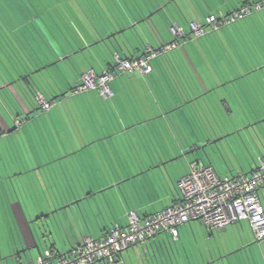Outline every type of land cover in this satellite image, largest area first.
<instances>
[{
    "label": "crops",
    "instance_id": "1",
    "mask_svg": "<svg viewBox=\"0 0 264 264\" xmlns=\"http://www.w3.org/2000/svg\"><path fill=\"white\" fill-rule=\"evenodd\" d=\"M233 1V7L219 0L214 10L201 8L196 12L191 6L186 13L177 10V16L171 18V26L178 25L186 33L191 22L203 23L211 14L227 15L246 0ZM263 13L253 15L245 26L241 24L220 35L195 41L197 45L191 40L194 35L190 28L182 44L183 50L178 53L172 49L163 53L167 55L155 58L151 73L143 74L137 70L121 75L123 72H118L110 82L112 95L108 98H103L97 90L72 92L78 79L73 66L84 64V55H93L88 49L102 42L100 37L96 43L90 41L80 47L70 44L68 50L66 44L60 45L58 41L56 45L63 48L62 58H69L74 53L80 55L82 52V55L65 64L64 72L60 70L65 82L57 80L56 88L50 87L49 90L48 87L51 92L48 95L43 92L50 82L47 77L42 91L38 85L40 82L44 87L42 79L35 78L27 68L22 69L21 66H26L21 62L11 61L13 72L0 74V141L7 140L11 134H19L26 125L32 124L33 114L39 109L36 104L38 92L48 100L57 96L54 101L61 103L55 116H51V125L40 128L42 137L34 138L39 135L35 127L27 132L28 137L12 140L21 148L15 147L11 153L5 148L2 152L0 150V235L13 242L10 244L11 250L13 247L11 256L18 257L17 264L35 263L37 259L34 258L47 249L55 254L67 253L87 237L100 238L115 225L127 226L130 210L144 218L178 201L181 197L178 180L188 174L190 162L203 160L199 153L206 152V146L213 142L214 135L206 130L226 126L230 133L222 134V138L239 134L241 141L238 143H251L256 146V152L264 156V127L257 129L259 123H264V24L263 21L260 25L257 22V17L264 18ZM3 14L4 17L11 16L6 12ZM152 15L145 14L142 19L137 16L138 20L129 18L127 24L121 22L119 32L135 27ZM18 31L19 26L0 24V45H7L15 53L19 49L16 41L20 43L21 40L13 34ZM140 31L142 37L138 43L132 44V38L129 43L125 42L124 48L119 41L112 43L113 53L99 58L103 72L113 68L112 55L116 52L124 57L132 56L142 54L149 47L159 48L169 43H163L165 32L162 29L159 34L151 33L150 36L144 29ZM240 31L243 37L238 35L233 46L227 34ZM244 32L253 37L245 39ZM185 44L191 47L187 48ZM247 46L256 49L253 57L247 58ZM56 63L42 62L34 70L38 72ZM247 64L253 66L252 73L244 69ZM220 65H236L238 69L237 72L231 69L226 74L224 70L223 74H218L213 66ZM231 82L236 85H230ZM215 111L228 114L225 116L226 125L216 121ZM5 112L18 113L15 118L25 114L28 119L24 127L12 128L10 117L3 116ZM234 112L257 116H235L236 122L232 118ZM54 137L60 145L55 155L51 148L56 140ZM36 145L41 147L37 150ZM203 145H206L204 149L188 153ZM178 158L182 159L181 164L170 165ZM244 160L248 165L239 162L240 167L235 168V172L229 170L231 174L221 171L212 160L202 162L213 165L221 176H233L255 169L254 158L251 160L247 156ZM56 161L61 164L54 165ZM109 191L114 192L109 194ZM59 193L61 195L56 196ZM99 194L104 195V201ZM191 221L190 234L181 235L179 230L177 240L168 232H160L138 244L137 252L134 249L128 252L131 260L128 264H154L150 258L153 256L151 252L155 254L153 242L166 246L174 242V255L169 254L170 259L165 256L169 264H187L181 261L180 244H183L188 264H232L231 259L235 264H241L239 254L258 241L251 225L247 223V230L243 221L235 223L236 229L226 226L217 229L222 230L220 232L209 230L210 233L200 220L195 224ZM188 242L197 244L196 252ZM161 247L164 249L162 244ZM255 247L252 256L247 257H251L254 264H264V240ZM232 255L234 257L230 258ZM121 259H124L123 252L114 264Z\"/></svg>",
    "mask_w": 264,
    "mask_h": 264
},
{
    "label": "rangeland",
    "instance_id": "2",
    "mask_svg": "<svg viewBox=\"0 0 264 264\" xmlns=\"http://www.w3.org/2000/svg\"><path fill=\"white\" fill-rule=\"evenodd\" d=\"M225 2H228L227 6L233 7V4L235 2L233 0H223ZM219 0H0V24H9L14 26H19L20 31H18L16 34L13 35L15 37H18L21 42L16 41V45L18 46V50L14 53L7 45H0V62L3 65H0V74L6 75L8 73L13 72L12 66H10L11 61L14 62H21L26 67L21 66V68H27L28 72H32L33 75H35V78L42 79L44 82V87L41 85L40 82H38V85L42 87V91L45 88V83L47 79L50 80V82H47V89L45 88V91H43L45 94H49L51 92H48L50 87L57 86V80H63V83L65 82L61 71L64 72V69H66V63L71 62L75 60L77 57H80V55L74 53L69 58H62L63 54V43L66 44L67 47L71 48V45L74 47H80L81 44H87L90 41H93L96 43L98 41L99 37L102 39L99 44H94L90 49L92 54L91 56L84 55L85 57V63L82 65H75L73 66L74 71L76 75H78V79L76 80L73 87H75L78 81L81 80L82 75L84 72H87L89 70H93L94 72L101 74L103 70L99 67V58L102 56H107L108 53H113L112 43H121L122 47L124 48L125 42L129 43V39L132 38L133 42H139V38L142 37L141 35V29H144L149 36L151 33H158L159 29L164 30V39L165 42H172L173 40H177L178 44L174 47L172 52H181L183 50L182 44L185 43L186 37H179L178 39L175 38V35L172 31V23L171 18H174L177 16V10H181L184 13H186L190 6L195 9L196 12H198L199 9H203L204 11L207 10H214L215 4L218 3ZM165 5V6H164ZM164 6V7H162ZM225 6V7H227ZM162 8L160 11L159 8ZM5 10V11H2ZM158 10V11H157ZM7 13L11 16H5L3 13ZM264 12V6L261 9H254L252 10L248 15L244 16L243 18L227 23V24H221L218 28L212 29L211 27H207V31L202 36H199L198 38L193 36L192 41L194 45H197L195 41H198L201 39L203 40L204 37H214L217 35H220V33H224L226 29L229 28H237L238 25L245 26L246 22H248L249 18H251L253 15H259L260 13ZM17 13V14H16ZM151 13H154L153 15ZM140 14H148L152 15L146 19V21L139 22L135 27L133 28H127L123 32H119L121 30L120 25L121 22H124V24H127V21L129 18L132 20L135 19V17L140 16ZM179 15V14H178ZM222 16V15H219ZM264 16V13L263 15ZM258 25L262 23L264 24V18L260 19L257 17ZM252 21V19H251ZM205 23V22H203ZM202 23V24H203ZM164 25V26H161ZM241 28V27H240ZM239 28V29H240ZM116 29V30H115ZM238 29V30H239ZM118 32H115L117 31ZM241 30V29H240ZM187 31H190V25L186 28ZM117 33L115 36H112L111 38H108L112 34ZM233 41V46L236 44V38L239 35L240 37H243V32H234L233 34H227ZM1 36V34H0ZM140 36V37H139ZM103 37H107L106 39H103ZM127 37V38H126ZM253 37L252 34L245 33L244 32V38L245 39H251ZM50 39L53 40L50 42ZM98 39V40H96ZM62 40V41H61ZM189 40V41H191ZM59 41L60 45H56ZM162 41V40H161ZM191 41V42H192ZM68 44V45H67ZM71 44V45H70ZM220 39H218V46L220 48V51L222 49V45H220ZM187 48L191 47L188 44H185ZM189 46V47H188ZM117 47H119L117 45ZM7 49V50H2ZM246 55L248 54V57H253L254 51H256L253 46L249 47L247 46ZM120 49V47H119ZM224 49V48H223ZM85 50V51H88ZM122 51V50H121ZM171 51V50H170ZM235 51V49H234ZM259 51V50H258ZM167 52V51H166ZM169 52V50H168ZM224 53L227 54V52L224 50ZM87 54V53H86ZM169 54V53H168ZM78 55V56H77ZM162 55V54H161ZM160 55V57H161ZM167 54H163L162 56H165ZM113 56V55H112ZM13 58V59H12ZM86 58V59H85ZM246 58V59H247ZM104 60V57L103 59ZM251 60V59H250ZM58 61V63H56ZM42 62L45 63H56L55 65H50L47 68H44L38 72H35L36 65L40 64ZM112 62H114V57H112ZM189 65V64H188ZM35 67V70H34ZM214 72H217L218 74L222 73L224 70V74L231 72H237L238 66L236 65H228V66H213ZM228 67V68H227ZM246 71L249 73L253 72V66L250 64L243 66ZM191 69V68H190ZM61 70V71H60ZM164 71L169 72L167 68H163ZM264 70V68H263ZM192 71V69H191ZM187 72V69L186 71ZM131 73L129 72H123L121 75H129ZM120 75V76H121ZM48 81V80H47ZM61 83V82H60ZM59 83V84H60ZM58 84V86H59ZM230 85H236L235 82H231ZM89 90H96V89H89ZM87 91V90H85ZM84 91H81V93ZM97 92H99L97 90ZM79 93V92H78ZM101 95V94H100ZM45 96V95H44ZM46 97V96H45ZM47 98V97H46ZM55 104L52 105V107L49 110H43L38 103V100L36 98V104H38L39 109L33 114L32 124L26 125L24 130H21L19 134H11L9 138H6L7 140H1L0 141V150L6 149L7 152L9 151L11 153V150L16 148H21L19 145H14L12 142L13 139L18 138H25L28 137L27 132H30L31 130L35 129V127L39 130V135L34 136V138L42 137L43 134L40 131V128L43 129L44 125H51V116L54 114L57 110L60 109L61 103L57 100L54 101ZM37 106V107H38ZM53 111V112H52ZM51 112V113H50ZM235 113V112H234ZM8 115V118L10 119V125L13 127H24V123H17L16 119L18 113H10L8 112L6 114L3 113V116ZM25 115V114H24ZM22 114L21 118L25 120V116ZM216 118V121L218 123L222 122L224 125L227 124L225 120V116L228 114H217L215 111V114H213ZM211 114V116H213ZM55 116V114H54ZM235 116H243V118H251L252 116L255 118L256 114H234V117L232 115V118H235ZM236 122H238L237 118H235ZM228 121H230L229 118H227ZM215 122V124L217 123ZM1 123V122H0ZM226 123V124H225ZM54 127L56 124L53 125ZM257 126V125H256ZM261 127H264V123H259L257 129H260ZM245 131V130H244ZM249 131V129H246V132ZM43 132V131H42ZM206 132H210V135H214L212 138L211 144L206 146V152L199 153L201 154L202 161L208 162L212 160L214 164L221 168V171L224 173H229V170H234L235 168H239L240 164L239 162L248 165L247 162H245V157L249 156L251 160L254 158L256 160V165L258 163L260 154L256 152V146L252 145L251 143H238L241 141L240 135H228L227 137L222 138V136L230 133V130L226 129L225 127L220 128L219 130L210 129L206 130ZM250 132V131H249ZM264 132V129L262 130ZM219 134V135H215ZM224 134V135H222ZM59 138V135L56 136ZM54 137V142L51 145L52 153L53 155L56 154V150L59 149V143H57V138ZM166 137V136H165ZM240 137V138H238ZM244 137V135H243ZM217 140V141H216ZM25 146V145H23ZM41 146L38 147V145L35 146V148L38 150ZM50 148L49 146H47ZM201 152V151H200ZM181 158L176 159L173 161L170 165L173 164H181ZM61 164L60 161L54 162V165ZM235 172V170L233 171ZM232 172V173H233ZM57 180L60 178H56ZM126 182L123 183L125 185ZM115 190V189H113ZM114 191H109L108 193H113ZM260 198L264 207V188L260 190L259 192ZM61 195V193L56 194V196ZM98 197L104 201V195L99 194ZM128 218V213H127ZM193 224L196 223L195 221H191ZM199 222V220H197ZM243 222H246L250 225V222L248 220H243ZM239 223V222H238ZM190 222H187L183 224L180 227L181 235L182 233H189L191 231V228L189 227ZM228 226L234 227L236 229V224H229ZM248 226V225H247ZM251 227V226H250ZM207 233L209 231L208 228L204 227ZM247 230H249V226L246 227ZM216 232H220L222 230H215ZM173 239V238H172ZM259 242L261 241H255L254 243H251L248 248H246V251H244L242 254H239L242 259H240L241 264H254L253 259L247 256H252V252L254 249H256L255 245H259ZM13 242H10L4 239L2 235H0V264H15L18 261V257L13 258L12 251L10 244ZM154 248H155V254L151 252L153 256L151 260L154 264H169V261L165 256H167L169 259V254L174 255V242L168 243L167 246L164 243H161L164 249L161 247V244L159 242H153ZM191 249H193L195 252L197 250V244L195 243H187ZM138 245V244H137ZM12 246V245H11ZM253 246V247H251ZM138 246L134 245L129 247V249H126L123 251L124 253V259H121L118 264H125V261L130 263V257L128 255V252L130 250L138 251ZM180 249V253L182 255L181 261L183 263L188 264V260L186 258V254L184 251L183 244L178 245ZM1 250L3 251V254H1ZM142 250H140L141 252ZM188 253L190 254V250H188ZM126 255L128 256L126 259ZM158 257V258H157ZM234 256H230V258H233ZM137 258V257H136ZM34 259H37L34 258ZM138 259V258H137ZM35 261V260H34ZM187 261V262H186ZM19 262V261H18ZM231 263L235 264V260L231 259ZM17 264V263H16ZM94 264H107L104 261L95 262ZM114 264V263H113ZM239 264V263H237Z\"/></svg>",
    "mask_w": 264,
    "mask_h": 264
},
{
    "label": "built area",
    "instance_id": "3",
    "mask_svg": "<svg viewBox=\"0 0 264 264\" xmlns=\"http://www.w3.org/2000/svg\"><path fill=\"white\" fill-rule=\"evenodd\" d=\"M264 0L241 6L219 18L207 16L206 23H191L195 37L202 36L207 27L218 28L221 24L237 21L254 9H261ZM175 38L186 35L182 27H172ZM177 40L159 48H147L141 56L124 57L114 54L113 69L101 74L89 70L84 72L72 92L96 89L103 98L112 95L110 82L118 72L140 71L149 74L153 70L152 59L158 54L171 50ZM39 106L49 110L54 100H48L41 92L36 94ZM19 124L20 121L16 120ZM181 197L170 206L141 218L135 211L128 212L127 226L115 225L100 238L87 237L83 243L64 254H55L47 249L37 261L30 264H94L104 261L113 264L122 252L131 246L148 241L160 232H168L174 240L179 238V227L191 220H200L209 230L223 229L229 224L248 220L256 240H264V207L260 190L264 188V156H260L254 170L250 173L239 172L233 176H221L211 164L193 160L189 172L177 182Z\"/></svg>",
    "mask_w": 264,
    "mask_h": 264
},
{
    "label": "trees",
    "instance_id": "4",
    "mask_svg": "<svg viewBox=\"0 0 264 264\" xmlns=\"http://www.w3.org/2000/svg\"><path fill=\"white\" fill-rule=\"evenodd\" d=\"M254 1H256V0H251V1H249V0H246V1H244L243 3H241L239 6H237L236 8H234V10H236V9H239L241 6H243V5H246V4H250V3H253ZM144 15L143 14H140V17H138L139 19H142V17H143ZM209 16V15H208ZM215 16H217L218 18L220 17L219 15H215ZM136 18V17H135ZM206 18H207V16H206ZM136 20H138L137 18H136ZM205 23H206V19H205V21H204ZM192 23V22H191ZM191 23L189 24L190 25V28H191ZM205 23H203V24H205ZM187 35V34H186ZM186 35H185V37H186ZM194 35V34H193ZM174 41V40H173ZM172 41V42H173ZM171 43V42H170ZM168 44V43H167ZM165 45V44H164ZM122 47V46H121ZM161 47H163V45H161L160 46V48ZM172 49H174V48H172ZM171 49V50H172ZM147 53V49H145L144 50V52L142 53V54H136V55H132V56H125V57H134V56H141V55H144V54H146ZM164 53V52H163ZM163 53H161V54H163ZM115 54V53H114ZM161 54H158L156 57H154L153 59H152V61H151V63H152V66H153V60L155 59V58H157L158 56H160ZM113 57H114V55H113ZM113 69V68H112ZM111 70V69H110ZM26 119H28V117H25V120ZM16 120H19L20 121V123L22 124L23 123V121H25V120H23L22 118H21V116H18V118L16 119ZM52 252H54V251H52Z\"/></svg>",
    "mask_w": 264,
    "mask_h": 264
},
{
    "label": "water",
    "instance_id": "5",
    "mask_svg": "<svg viewBox=\"0 0 264 264\" xmlns=\"http://www.w3.org/2000/svg\"><path fill=\"white\" fill-rule=\"evenodd\" d=\"M112 35L115 36V34H112ZM54 99H57V96H55V98H53L52 100H54ZM205 146H206V145H203V146L197 147L196 150H195V149H192V150H190L188 153H192V152L198 151L199 148H203V149H204ZM36 247L38 248V246H36Z\"/></svg>",
    "mask_w": 264,
    "mask_h": 264
}]
</instances>
